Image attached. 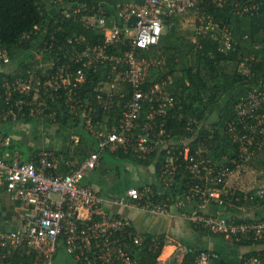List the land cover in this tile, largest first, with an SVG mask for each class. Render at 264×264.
<instances>
[{
  "label": "built area",
  "instance_id": "1",
  "mask_svg": "<svg viewBox=\"0 0 264 264\" xmlns=\"http://www.w3.org/2000/svg\"><path fill=\"white\" fill-rule=\"evenodd\" d=\"M98 1L91 7L80 4L70 11L71 4L69 10H64L66 17H74L86 27L104 33V41L98 44L85 36H76L73 56L80 65L76 75L67 64L54 68L60 59L48 57L52 60V67L47 72L42 71L43 61L38 62L25 79L9 85L7 101L11 100L13 93H18L20 99L9 109L8 115L26 117L29 109V116L49 120L45 100L37 102V98L45 94L59 98L61 90L68 86L76 88L77 95L89 74L99 72L103 78L95 89L93 101L76 96V103L71 105L76 119L82 120L85 132L96 142V150L88 156L78 160L53 150H41L30 161L24 162L18 151L13 156L10 152L5 157L0 154V192L8 197L19 218L17 228L0 229V264L6 263L7 254L10 255L15 247L25 248L28 255L33 252L36 256L34 264H58L61 241L63 253L76 264H139L134 254L144 245L143 237L136 234L130 219L111 214L107 203L153 215L168 214L171 206L167 201L153 200L156 192L149 185L128 188L125 200H108L93 186L85 184L86 178L100 166L102 156L117 149L132 150L144 160L156 153L157 161L164 154L159 171L167 189L173 188L178 175L181 178L185 173L189 175L188 190L177 206L186 207L193 196L200 195V202L192 212L181 213L195 229L224 236L234 243L253 242L264 247V217L236 219L206 212L212 203L233 207L234 200L239 201V198H230L229 193L213 191L212 187L225 183L250 160L256 149L249 151V147L257 135H261L259 140L256 139L257 145L264 143V83L251 88L249 96L242 98L238 105L239 124L231 122L228 125L227 133L235 143L242 144L239 156L230 160L235 169L221 167L208 156L196 159L191 154L190 139L173 137L172 131L167 130L170 110L178 101L164 91L162 84L148 85L151 72L165 65L166 58L145 55L160 44L165 30L173 27L175 18L187 15L192 16L198 35L205 37L218 33L220 49L226 51L236 43L233 31L227 25L222 26L209 13L210 8L221 9L230 5L242 17L252 9L257 10V5L248 4L250 0H143L142 3L116 5ZM51 2L60 5L64 0ZM34 70L36 76L29 77ZM126 86L131 88L130 93L126 92ZM116 108L123 110L117 125H108L99 119V111L108 113ZM202 127L212 135L218 128L192 120L186 130L201 131ZM244 129L252 136L242 137L240 134ZM10 144V138L0 135V149ZM257 198H264V186L247 194L246 200L258 201ZM150 249H159L158 240L152 241ZM162 253L156 264H185L190 248L186 244L178 245L164 259ZM263 256L261 252L256 258L246 256L240 262L264 264L261 262ZM222 259L220 252L202 250L192 264H220Z\"/></svg>",
  "mask_w": 264,
  "mask_h": 264
},
{
  "label": "trees",
  "instance_id": "2",
  "mask_svg": "<svg viewBox=\"0 0 264 264\" xmlns=\"http://www.w3.org/2000/svg\"><path fill=\"white\" fill-rule=\"evenodd\" d=\"M103 1L111 5L127 2V0ZM98 2V0H64V3L72 4L70 11L76 9L80 4H88L91 7ZM130 2L142 3L143 0H132ZM247 3L257 5V10L252 9L242 17L237 15L230 5L221 9L215 7L209 10V13L213 14L216 20L222 23V26L227 25L233 31L236 43L226 51L220 49L221 37L218 33H210L205 37L193 35L190 37L191 39L187 38L186 42L179 43L178 40L180 39L185 41V38L176 35L181 18L188 17L193 21L192 16L187 15L175 18L173 27L166 31L160 44L145 54L148 57L160 56L166 58L165 65L151 72L148 85L162 84L164 91L170 93L178 101L177 106L170 110L167 130L172 131L173 137L190 139L191 154L196 159L208 156L213 163L222 160L224 166H229L232 169H235V167L231 165L230 160L239 156L242 144L240 142L235 143L227 133L228 125L231 122L239 124L240 109H238V105L242 103V98L249 96L251 88L260 85L259 83H264V0H250ZM56 6L51 0H0V52L5 53L6 56L10 55L15 60L18 53L31 49L32 42L39 38L40 28L47 25L45 40L41 46L42 51L46 49V51H43L45 58H59L60 61L55 64L54 68H57V65L67 64L70 66L71 72L76 75V71L80 67L76 64L75 56H73L76 52V36H85L88 40L98 44L104 41V33L88 28L79 20L76 21L74 17H66L62 12L53 15L50 19L52 8ZM77 46L78 48L82 47V45ZM176 54L180 58L178 63L175 57ZM30 60L31 62L27 63L30 65L20 61L18 64L19 69L14 73H0V135L3 138L11 139L10 146L1 148L0 154L5 157L10 152L13 156L16 151H19L21 160L24 162L30 161L34 155H37L38 151L30 148L24 139L14 140L10 137L11 132H14L13 125L16 121L29 124L37 117L29 116V109L26 111V117L18 116L15 118L8 115L9 109L20 99V95L13 93L14 95L10 101H7V96L10 84L18 79H25V75H21V71L26 74L25 72L30 68L35 69L38 61L33 57ZM1 61L0 64L3 62ZM177 65L180 66V69L177 68ZM75 78H73V83L76 82ZM102 81L101 73L89 74L85 83L77 90V95L76 88L68 86L61 90V97L59 98H56V96L51 98L46 94L41 98H37V102L45 100L46 114L51 118L47 123L51 126L56 125L58 133L63 134L65 131L70 138L77 132L83 141L85 139V129L82 120L78 117L76 119V112H72L71 105L76 103V96L83 100L93 101L96 96L95 89L100 86ZM126 92H131L129 86H126ZM230 93L234 95L229 97L222 107L217 121L212 124L214 129L215 126L218 127L214 130L213 135L204 127L201 131L193 129L194 132H188L186 130L188 122L192 120L206 124L204 120L209 109L218 105ZM129 95L127 96L129 97ZM31 98H33V95ZM122 114L123 110L120 108L108 113L99 111V119L108 125L115 126ZM240 135L242 137L245 135L252 136L246 129L242 130ZM260 137L261 135H257L254 143L249 147V151L256 150L250 160L245 162L255 170L264 167V143L260 146L256 143V139L259 140ZM88 139L90 141V138ZM22 147H26L29 152H32L28 158L25 156L26 153L22 150ZM200 149L202 152H200ZM229 151L232 152V155L227 158ZM110 156L115 161H128L146 166L156 165L158 170H160L162 158H164V154H161L160 159L156 161L157 154L155 153L144 160L137 157L132 150L124 149H117ZM181 159L182 164L185 166L183 157ZM189 180L190 177L187 173L183 178L178 175L173 188H164L165 190L161 194L156 191L158 188L153 186L156 192L153 200L167 201L172 206L181 200ZM226 189L225 183L212 187L213 191L222 194H225ZM199 196L192 197L193 202L196 204L200 202ZM229 197L239 198V201L234 200L233 205L237 209L246 206L264 207V198H257L258 201L246 200L247 194L241 189H238L235 195L229 194ZM248 219H251L250 216ZM196 230L198 231V229ZM135 231L136 234L143 237L144 245L136 250L134 257L139 264H156L157 258L165 247V236L140 233L136 229ZM200 232L204 235H210L206 231ZM211 236L225 239L224 236ZM154 239L158 240L159 243L157 251L150 249V244ZM235 244L238 246L254 245L253 242ZM189 248L190 253L185 264H192L201 253L200 250ZM60 250H63V241L60 242ZM11 251L10 255L7 254L5 264H34L36 260L35 254L31 252L28 255L23 247H15ZM262 255H264V252H262ZM63 258H65L63 261L57 259L58 264H76L71 257L65 255ZM220 264L229 263L222 259Z\"/></svg>",
  "mask_w": 264,
  "mask_h": 264
},
{
  "label": "crops",
  "instance_id": "3",
  "mask_svg": "<svg viewBox=\"0 0 264 264\" xmlns=\"http://www.w3.org/2000/svg\"><path fill=\"white\" fill-rule=\"evenodd\" d=\"M47 121L48 120L45 119L39 120L38 118L34 119L29 124L16 121L13 125L14 132H11L10 137L14 140L24 139L30 148L38 152L41 150H53L58 154L61 153L62 155L78 160H81L92 151L96 150L95 140L91 135H87L85 131V139L83 141L77 132L71 138H63L57 135V129L55 132L50 133L49 128H47ZM88 138H90V141ZM81 141L82 143H80ZM55 145L57 148L54 147ZM79 147L80 149H78ZM105 154L110 155L109 153ZM105 154L102 156L100 166L86 178L85 184L93 186L96 191L108 200L114 198L125 200L126 191L130 187L142 188L149 185L152 188L153 186L157 187L158 189L156 191L159 193L164 192V188L166 187H164V182L160 177V171L156 168V165L146 166L139 163L118 160L110 165L112 162H109L108 159L105 158ZM260 173L263 174L264 169H261ZM153 190L155 191V189ZM186 190H188L187 186ZM186 190L184 189V191ZM183 196L184 194L181 196V200ZM180 201H177L171 206L168 214L160 215L149 214L143 210H132L121 206H114L110 202L107 203V209L113 215H123L130 219L135 229L140 233L164 235V256H168L172 253L178 245L186 244L195 250H213L220 252L224 259L230 264L238 263V259H235L234 256H236V253L240 255V251H238L239 247L233 244L231 240H215V236L204 235L200 230L197 231L192 223L184 219L181 214L182 211L192 212L194 210L191 207L192 203H194L193 200H190L184 210L177 206ZM245 209V207L237 209L212 203L206 209V212L208 214L226 215L228 217L242 219L245 218V216L249 217L247 213H243L246 211ZM259 211L261 210L259 209ZM18 222V213L14 206L8 197L5 196L3 192H0V229H15L17 228ZM247 248H251V246L245 247V249L249 251L250 249Z\"/></svg>",
  "mask_w": 264,
  "mask_h": 264
},
{
  "label": "rangeland",
  "instance_id": "4",
  "mask_svg": "<svg viewBox=\"0 0 264 264\" xmlns=\"http://www.w3.org/2000/svg\"><path fill=\"white\" fill-rule=\"evenodd\" d=\"M130 1H132V0H127V2L131 3ZM124 2H126V1H124ZM70 6H71L70 3H63L62 5H57L56 7H53L51 14L49 16L50 19H52L53 15H55L59 12L65 13L64 10L65 11L69 10ZM47 27L48 26L45 25L43 28H40L39 38L32 42L31 49L29 51H22V52L18 53L15 60H13L10 55L6 56L5 53L3 55L1 54L0 55V61L2 60L3 62L1 61L2 63L0 64V73L1 72L7 73V74L14 73L15 71H17L19 69L18 64L20 61L25 62L26 65H30L27 63L31 62L30 58H32V57L36 61H38L39 63L41 61H43L42 71L44 73L47 72L52 67V60L45 58L43 55V51L41 50V46L43 44V41L45 40ZM165 32H166V30H165ZM176 35L179 37L185 38V41L182 39L178 40L179 43L186 42L187 38L191 39L190 37H192L193 35L198 36V34L196 32V26H195L194 22L191 20V18H188V17L181 18V21H180V24L178 26V30L176 32ZM175 57H176L177 63L180 62V58H179L178 54H176ZM177 68L180 69V66L177 65ZM31 69L32 68H30L29 70H31ZM29 70H27L25 72L26 74H23V72L21 71V75H25V76L28 75ZM29 75H30L29 77H31V78L35 77L36 76L35 70L30 72ZM36 85H37V83H36ZM231 95H234V94L233 93L228 94L227 96H225L222 99V101L218 105L211 107L209 109V111L207 112L206 118L204 120L206 124L211 126L215 121H217L222 107L225 105V103L228 101V99ZM37 118L39 120L42 119L41 116L37 117ZM47 126H48L47 128H49V130H50V133L55 132V130L58 128L56 125L51 126V125L47 124ZM57 135L60 137H63V138L69 137L65 131L63 132V134H60L57 132ZM54 147H56V145ZM22 150L26 153L25 156L28 158L31 152H29L26 147H22ZM230 155H232L231 151L228 152L227 158H229ZM105 158L108 159L109 162H112L110 165H112L115 162V159L111 158V156L108 154H105ZM223 161H224V159H223ZM216 163L221 167L224 166L222 160L217 161ZM262 169H264V167ZM260 170H261V168H259L258 170H255V168L249 166L248 163L242 164L241 167L234 172V174H232L230 177L227 178V181L225 182V186L227 188L225 193H229L230 195H235V192L238 189L245 191L246 194L256 192L260 187L264 186V173L263 174L260 173ZM191 207L193 209L196 207L195 202L192 203ZM245 208H246L245 209L246 211H244L243 213H247V216H255L258 218L264 217V208H261L260 206L259 207H254V206L248 207V206H246ZM259 209L261 211H259ZM8 230H12V229H8ZM219 239H222V238H217V237L215 238V240H219ZM233 244H235V243L233 242ZM236 246H238V245L236 244ZM238 247H239L238 251H240V255L236 253V256H234L235 259H238V263H235V264H239V263L241 264V262H240L241 259L246 257V256L256 258V257H258L259 254H261V252L264 251L263 245H255L254 244L251 246V248H247V249H250L249 251H247L245 249V247H248V246H238ZM64 256H65V253H63V250H62L61 254L59 255L58 260L63 261L65 259V258H63ZM161 257L164 259L167 256H164V252H163ZM263 258H264V256H263ZM261 262H264V259L261 260Z\"/></svg>",
  "mask_w": 264,
  "mask_h": 264
}]
</instances>
